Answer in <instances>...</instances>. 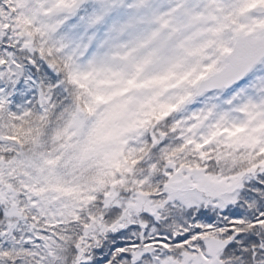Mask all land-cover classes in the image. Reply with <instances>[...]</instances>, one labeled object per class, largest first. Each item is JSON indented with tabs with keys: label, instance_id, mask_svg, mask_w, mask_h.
I'll return each mask as SVG.
<instances>
[{
	"label": "snow or ice",
	"instance_id": "snow-or-ice-1",
	"mask_svg": "<svg viewBox=\"0 0 264 264\" xmlns=\"http://www.w3.org/2000/svg\"><path fill=\"white\" fill-rule=\"evenodd\" d=\"M0 264H264V0H0Z\"/></svg>",
	"mask_w": 264,
	"mask_h": 264
}]
</instances>
